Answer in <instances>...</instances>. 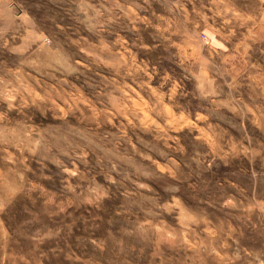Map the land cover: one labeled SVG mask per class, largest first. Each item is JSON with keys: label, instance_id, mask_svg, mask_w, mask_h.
I'll return each instance as SVG.
<instances>
[{"label": "rangeland", "instance_id": "1", "mask_svg": "<svg viewBox=\"0 0 264 264\" xmlns=\"http://www.w3.org/2000/svg\"><path fill=\"white\" fill-rule=\"evenodd\" d=\"M3 1L0 29L7 26L9 35L18 32V43L43 44L40 32L44 30L63 44L57 50L58 58L75 52L78 68L88 63L87 53L79 54L77 46L68 41L78 34L87 37V43L97 41L95 30L85 26L83 13L77 11L81 3L97 0ZM178 3L191 16L197 15L195 4L208 24L230 33L231 38L224 40L213 32L211 44L198 47L190 42V34L185 38L173 34L171 53L175 55L163 60L164 67L183 72L173 61L184 59L191 68L186 87L199 92L197 85H202L208 93L192 99L193 110L183 114V127L170 132L187 150L177 159L185 173H190L189 180L171 194L153 182L156 195L170 197L173 211L153 218L146 205L130 204L129 211L117 214L126 205L120 195L105 199L104 209L78 200L69 203L59 176L53 180L32 177L31 183L38 185L34 188L0 185V264H97L93 242L105 247L106 256L117 261L127 258L128 264H160L162 259L164 264H241L231 259L237 240L241 248L248 249L247 260L253 264H258L256 257L264 260V9L259 7L260 0H215L214 7L202 6L201 0ZM212 3L203 0V5ZM155 7L168 14L161 5ZM174 15L180 24L179 10ZM142 31L145 40L153 42L150 33L154 30ZM171 53L162 43L153 55ZM16 58L17 53L0 48V61L11 66ZM84 77V72L71 71L65 76L78 87ZM80 90L86 100L91 96L90 88ZM188 98L191 92L181 97V103ZM198 100L212 112L207 121L200 119ZM143 135L148 143L151 133ZM153 156L156 165L165 166V158ZM138 166L149 170L152 161L143 160ZM51 167L55 172V166ZM97 179L102 181L100 176Z\"/></svg>", "mask_w": 264, "mask_h": 264}, {"label": "clouds", "instance_id": "2", "mask_svg": "<svg viewBox=\"0 0 264 264\" xmlns=\"http://www.w3.org/2000/svg\"><path fill=\"white\" fill-rule=\"evenodd\" d=\"M201 4L214 7L215 0L212 5H203V0ZM155 5L168 14L158 12ZM259 7L264 9V0ZM177 10L182 15L180 24L174 15ZM77 11L97 36L94 44L79 34L69 38L79 54L87 53L83 69L77 66L75 52L58 58L57 50L63 44L53 33L45 35L41 30L44 43L33 47L35 41L18 43V32L9 35L7 26L0 29V48L17 53L11 66L0 61V185L34 188L38 185L31 183L32 177L53 180L59 176L69 203L78 200L104 209L105 199L120 195L126 205L118 208L117 214L129 211L130 204L146 205L153 218L169 214L174 204L170 197L166 200L156 195L153 182L161 183L171 194L189 180L190 173H185L177 159L187 150L170 132L183 127V114L193 110L192 99L208 93L202 85H197L199 92L186 87L191 68L184 59L173 61L183 72L164 67L163 60L175 55L171 53L173 34L181 38L190 34V42L198 47L211 44L213 32L224 40L231 34L208 24L207 16L195 4L197 15H189L178 0H97L81 3ZM148 27L154 30L151 43L142 31ZM58 29L63 30V25ZM162 43L171 54L153 55ZM69 71L85 73L79 87L65 78ZM82 87L92 90L87 100ZM190 92L191 98L181 103V97H189ZM196 107L201 120L212 115L199 100ZM146 131L151 133L148 143L143 135ZM153 153L165 158L164 167L156 165ZM136 156L141 159L133 162L131 158ZM143 160L152 161L149 170L138 166ZM180 223L183 225V220ZM236 243L231 259L253 264L247 260L248 249L241 248L238 240ZM93 246L98 250L97 264H128L127 258L117 261L106 256L104 246L95 242ZM256 261L264 264L259 257Z\"/></svg>", "mask_w": 264, "mask_h": 264}, {"label": "crops", "instance_id": "3", "mask_svg": "<svg viewBox=\"0 0 264 264\" xmlns=\"http://www.w3.org/2000/svg\"><path fill=\"white\" fill-rule=\"evenodd\" d=\"M1 1L4 2L3 0H0V2H1Z\"/></svg>", "mask_w": 264, "mask_h": 264}]
</instances>
